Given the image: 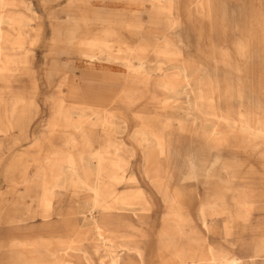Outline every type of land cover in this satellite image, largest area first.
Returning a JSON list of instances; mask_svg holds the SVG:
<instances>
[{"label":"rangeland","instance_id":"374dc122","mask_svg":"<svg viewBox=\"0 0 264 264\" xmlns=\"http://www.w3.org/2000/svg\"><path fill=\"white\" fill-rule=\"evenodd\" d=\"M13 2V6L5 9V11L0 4V12L17 22L15 25L4 24L2 26L4 39L0 40L3 57L9 61L11 60L9 65L7 64L0 70V218L2 216V221H0V264H9L7 248L1 246L2 239L6 236H8V239L14 238L16 236L14 231L17 230L16 228H20L18 225H11L13 226L12 229L16 230L7 229V218L12 219L14 210L17 211H15L16 213L22 214L29 211V207L34 209L36 204L28 202L30 200L29 196H44L49 188L30 186L29 179L54 177L50 175V165H41L38 162L40 151L35 149L34 145L40 140L41 136L46 135L62 148L58 154L57 165L59 166L66 162L67 156H73L78 162L85 157L91 158L90 163L92 164L97 162L93 157L95 156V149L98 148L96 143H92L85 148L79 145L66 146L63 144L64 136L75 131L74 127L79 117L77 113H73L67 120H63L61 115H56L58 96L60 94L67 96L70 92V88L67 86L58 87V78L49 77L53 62L57 59V52L53 48L61 37L56 36L57 32L64 33L69 28H85L89 25V36L99 35L102 34L104 28L112 29V12L114 16L125 14L127 19L130 9L133 14L136 13L139 17V26L137 27L140 28V38L132 37L123 31L126 30L127 25L125 24L130 19H125V23L122 24V31L118 30L120 28L117 29L119 32L118 37L124 42L127 41L132 45L139 46L141 54L149 56L150 61L149 64L147 62L145 65V69H139L135 59H130L129 67L132 69L133 79L131 86L134 88L131 91L133 100L130 103L125 95L124 104L118 105L115 112H142L149 122L169 120L173 129L176 128L179 119H186L185 122L190 125L191 113L189 112L192 110L190 103L195 97V91L193 90L192 93L186 95L183 92L184 83L179 74L180 67L178 64L173 61L166 62L163 55L159 56L160 48L164 44L168 45L170 51H173L172 54L177 53L185 59L189 71H197L193 74V77L198 78L197 81L203 83V85L198 83L201 90L196 91V94L203 102L204 111L212 107L204 106L205 99L203 97H205L206 91L203 88L204 86H210L208 83H204V74L206 71L211 73L214 71L213 69H216L215 71L218 72L220 79L221 94L219 97L218 92L214 91L213 87L215 85H212L213 90L211 93L209 92V95L213 100L208 99L206 103L208 104L211 101L213 105V101H219L223 109L213 107L212 112H210L216 114L215 116L218 119L224 120L225 115L232 118L236 117L234 114L237 113L238 103L234 100L235 98L229 95L230 93L227 98V89L230 83L237 84L240 89L244 88L246 96L249 97H251L253 89L261 88L264 91V0H175L172 6H168L169 4L164 3L163 0V7H168L169 12L171 11L172 15L178 18L180 25L177 29L175 28L176 30L171 29L167 23L168 20L164 19H170L171 15L167 13L164 15L159 14L162 17L156 20L155 16L158 10L153 8L149 1L130 8L124 0L121 3L116 2L114 5H112V0H13ZM163 11L167 12V9ZM95 17H103L104 22L93 23ZM164 36L167 41L163 40ZM180 38L183 39L182 42L179 41ZM190 45H195L197 48ZM20 60L23 65L17 63ZM157 66L159 67L157 68ZM117 69L121 72L126 69V65L122 64ZM210 80L213 81L211 78ZM238 82L241 86L238 85ZM143 94L145 95L142 96ZM151 99L153 100L151 101ZM260 100L264 108V95ZM129 104L130 106H128ZM141 105H144L145 108H140ZM24 107L27 114L32 112L33 109H37V111L36 116L32 115L35 117L33 124L31 122V127L28 121L23 120L26 121V124L21 123L24 125V131H21L23 132L21 133L16 126V118H18L17 115ZM202 110L203 108L200 107L197 111L200 122L205 124V121L209 118L216 120L213 114L203 116L204 111L202 112ZM49 118H52L56 124H66V135L62 132L49 135L45 127V123ZM259 118L264 120V112L260 113ZM222 123L218 128L219 131L236 132V129L231 128V125ZM26 126L29 127L26 128ZM109 126L111 125L97 127L91 132V135L115 136L116 131H112L113 129L111 130ZM137 135H134V138L138 140L137 142L140 145L135 144V151L132 154V165L134 167L130 166V169L136 170L135 167L143 163L140 171L144 174H150L149 169H155L158 166L152 155L154 148L149 145L146 135L141 134L140 138L142 140L140 141ZM223 139L226 138L223 137L221 141H224ZM194 147L203 149L204 153L199 157V163L201 164L205 163L214 154V150L205 151L206 145L203 138L185 135L179 138L178 141L173 140L170 142L169 148L174 150V159H170L167 164L162 157L159 169L168 170L173 167H176L174 169L180 167V172L185 174V170H187L186 163H188L187 157H189ZM261 149L260 147L257 148L259 152ZM140 155H143V161L139 159ZM111 163L112 158L109 159L107 164L109 166L103 162L100 169L101 175L106 178V181L112 173ZM88 167L92 168L93 165ZM88 167L82 166L80 174H65L67 188L58 192L54 204L59 203L66 196L69 197V200H74L78 205H81V211L87 213L82 204L89 201L94 195L85 187V184H91L92 180H88L82 174ZM37 168H40V170L36 171ZM182 173L177 174L172 182H168L169 188L175 190L179 196L182 195L180 197L181 202H177L181 205L182 210L186 214L197 216V207L200 202L197 192L199 191L202 194L205 190L204 186L194 184L195 181L183 177ZM221 189L227 190L226 192L223 191L228 199L225 207L231 210L234 205L230 201L237 194L244 195L252 190L264 194V174L248 177L240 174L233 180L225 181L223 179L209 182L208 191L210 194L220 192ZM194 194L197 197L193 196ZM31 199L35 200L36 198L31 197ZM48 205H50L49 202L38 204L41 207ZM245 216L238 218L231 225L232 235L230 236L225 235L223 218H213L214 220L211 222L213 233L210 236V241L217 251H233L235 249L233 243L238 234H245V237L264 238V200L253 205ZM215 227L219 229L215 230ZM21 228L24 235L29 237L40 234H46L45 236H47L55 227H52V222L35 216L23 221ZM188 228L185 229L188 230ZM18 236L24 237L22 233ZM53 236L68 238L70 233L63 230L53 233ZM223 243L229 245H222ZM30 254L32 255L34 252L31 251ZM95 259L98 263L100 260H103L102 263H106L107 255L102 248L95 255ZM21 263L19 260L17 261V264ZM249 264H264V251L261 259Z\"/></svg>","mask_w":264,"mask_h":264},{"label":"crops","instance_id":"0c3cea01","mask_svg":"<svg viewBox=\"0 0 264 264\" xmlns=\"http://www.w3.org/2000/svg\"><path fill=\"white\" fill-rule=\"evenodd\" d=\"M124 1L127 2L128 6H129L128 8L133 7L134 5L139 6V4H140L134 0H124ZM116 2L121 3L122 0H112V5H114ZM144 2H146V1H144ZM166 13L168 14V12H166ZM166 13L165 12H161V13L158 12L155 16L156 20L161 19L162 16H159V14L164 15ZM122 16L124 19L127 18V17H125L126 16L125 14ZM127 16H128V19H131L130 17H132V19L133 18L137 19L136 13L133 14L131 12V9L128 12ZM123 18H120V15L114 16L113 12H112V32H113V34H112V52L116 53V51H117L119 55H122V53H123L122 51H124L125 53H123V54L128 55L127 61L122 60L119 57H116V58L112 57V87H106V86H103L101 84L102 83V77H103L101 70H98L96 68H92L91 66L83 63L82 60H80L79 58H76V57H73L70 59L67 57L57 56V59L55 61L61 60L60 65L61 66L66 65V68H68L67 66H69L70 65L69 63L71 62L70 67L72 69V70H70L68 68L64 73H62L61 74V76H63L62 81H59L57 83L58 87L67 86L70 88V92L67 94V96H65L64 94H62V95L60 94V96L62 97L63 106L72 110V111H77L78 113H83V114L85 112H89L91 110H93L94 112H101V111L106 109L107 113L98 116L96 119L94 118L92 120L91 124H89V123L87 124V122H84V120H83L82 123H86L83 126V131L87 134H91V132L94 129H96L97 127H100V126L106 127L110 124L111 126H109V127L111 128V130L113 129L112 131H116L115 136L111 137L109 135L108 137H104V136H101L100 134H92V136H96L97 138H99V137L110 138L115 142H120L125 147H127V146L129 148H131L132 146L135 147V145L133 144V138H134L133 134L136 135V134L140 133L139 135H137L140 140H142V138H140L141 134H143V135L145 134L146 136L147 135L150 136L149 138L147 136V138L149 140V145L151 146V148H154V147L156 148L157 144H156L155 140H158V139L165 140V138H166V139H170L172 141L173 140L178 141L179 138L184 137L185 135H189L190 137L203 138L204 143L206 145V149H205L206 152H208V151L210 152V151L214 150L211 148V145L208 142V139L210 138V136L208 135L209 133L204 132L201 129L203 123L200 122L199 118L197 117V111H198L197 105H200V106L203 105L201 99L198 98V96L196 94V87H195L196 85L195 84L198 83V81H197L198 78L196 80V78L193 77V73H196L197 71H195V72L191 71L190 72L187 69L185 59H183L179 54L177 55V53L172 54L173 51H169L170 48H168V45L164 44L160 48L159 56L163 55V57H165L164 60H166V62H171V60H172V61L176 62L178 64V66H180L182 64L179 68V74L181 75L182 81L184 83L183 84V92L187 95L189 93H192L193 90H195V97L193 99L194 101L192 100V102L190 103V107L192 108V110H191L192 113L191 112L190 113H191V117L194 120V123H193V120H191L192 119L191 117H190V120H191L190 123L191 122L192 123L190 125H187V123L185 122L186 119H184V120L179 119L176 128L173 129V127L170 126V125H172V123L169 120H163L161 122L160 121L159 122L158 121L157 122H149L145 118V116L143 115L142 112H140V113H129V111L127 113L115 112L116 107L118 105L124 104L123 99L127 95H128L127 97L129 99L130 103L133 100L131 97V91L134 88L131 86L132 85L131 82H133V79H132V69L129 67L130 59H135V60L137 59L136 62L138 64L137 67H139V69H145L144 68V67H146L145 65L147 64V62L149 63V61H150L149 56H147V55L144 56L143 54H141L142 52H141V48L139 46L132 45L130 42H127V41L124 42L118 37V35H119L118 30L122 31L121 30L123 28L122 24L125 23V20H123ZM171 18L172 19L176 18V20L178 21V18L175 16L171 15ZM138 19H139V17H138ZM138 19L135 23V26L132 28L128 24H125V25H127V28H126V30H123V31L127 32L132 37L136 36V38H140L139 37V36H141L140 30H139L140 28L137 27V26H139V23H138L139 20ZM164 19L168 20L167 23L170 26L171 20L169 18H164ZM178 23H179V21H178ZM113 24H115V25H113ZM118 28H120V29H118ZM114 32L116 34H114ZM163 40L167 41V38L163 37ZM138 41H140V40L138 39ZM179 41L182 42L183 39L180 38ZM191 47L195 48L196 46L193 45ZM128 48H130L131 50H128ZM118 49H120L121 51H119ZM76 60H78L79 62L77 61L78 64L75 63V64H73L74 65L73 66L72 62L74 63ZM65 61L66 62L69 61V63H66ZM120 62H122V63H120ZM62 63H64V64H62ZM58 64H59V62H58ZM67 64H69V65H67ZM122 64L126 65V69L119 72V69H117V68H120V65H122ZM158 67L159 66H157V68ZM115 69H117V70H115ZM180 70L182 71L181 73H180ZM213 70L214 71H212L211 73L206 71V73L204 74V76H205L204 82L209 83L210 86H204L206 89L203 88L204 91H208V93L207 92L205 93V97H203V99H205L204 106H206V107H207V105L212 106V107H209V109H208V111L210 110L211 112H212L211 109H213V107L214 108L220 107L221 109H223L221 107L219 101H217V102L213 101V105H212L211 101H209L208 104L206 103L208 101V99L213 100V98L210 97V95H209V92H211L213 90L212 85H215V87H213V88H214V91L218 92L219 97L221 94V92H220V79L218 76V72L215 71L216 69H213ZM211 76H213V77H211ZM210 78L213 81H211ZM188 80H190V81H188ZM81 84H83V85H81ZM86 86H89V87H86ZM185 86L186 87L188 86L190 88L187 87L188 88L187 89ZM90 87L91 88L92 87L97 88V89H95L96 92L94 91V89H91ZM234 87H236V89H237V87H238L237 84L233 85L232 83H230L228 85L227 97H228V94L230 93V90H232V88H234ZM88 88H90V89H88ZM88 90H90L92 93ZM243 90H244V88H241V91H243ZM83 91H84V93H83ZM93 91L96 94H94ZM98 93H100L101 95ZM103 93H105V94H103ZM107 94H109V95H107ZM84 95H86V96H84ZM89 95H91L90 98H89ZM110 95H113V97H111ZM144 95L145 94H143L142 96H144ZM93 97H95V98H93ZM107 98H109V99H107ZM152 100L153 99H151V101ZM197 100H198V102H200V104L195 103V102H197ZM128 106H130V104ZM154 106H153V108H154ZM140 108H145V106L141 105ZM36 111H37V109H35V110L33 109L32 112H28V114H26L24 116V118H22V120H20L18 117L19 115H17L18 118H16L17 119L16 126L20 132L24 131L23 130L24 125H22V124L25 123L26 121L29 122L30 127L32 126L33 119L36 116L35 115ZM208 111H205L204 112L205 115L203 114V116L213 114V113L208 114L207 113ZM156 113H158V112L156 111ZM33 114L35 116H32ZM29 116H32V117H29ZM78 117H79L78 122H80V120H79L80 118H82V119L84 118V116L80 117V115H78ZM61 118L63 120H67L69 118V116L61 115ZM23 120H26V121L24 122ZM212 120L213 119L209 118L206 121L209 122ZM52 121L55 122L52 118L51 119L49 118V120L45 123V127L47 126L48 123H51ZM145 121H147V122H145ZM206 121H205V123H206ZM31 122H32V124H31ZM121 122H123V123H121ZM114 124H116L117 126L114 127ZM168 124H169V126H168ZM122 125H124V126H122ZM29 126H26V128H28ZM58 126H59L58 131L65 133V135H66L67 125L66 124L65 125L64 124L63 125L58 124ZM146 126H148V127H146ZM117 127H118V129H117ZM187 127H188V129H187ZM195 127H196V129H195ZM161 128H163V129H161ZM144 130H146V131H144ZM159 130H160V132H159ZM182 130L183 131L186 130V131L183 132ZM46 131L49 135H51L48 128L46 129ZM73 132L68 133L67 135H71V134H73ZM134 132H136V133H134ZM21 133H23V132H21ZM225 133L228 134L229 132H225ZM162 134H163V137H161ZM222 138L223 137H221V136L218 137V139L220 140L218 142V146H219V150L221 151L220 153L222 154V159H221L222 162L219 163V167H218V170L216 171V173L212 177H210L209 179H206V177H205L204 170L208 166V164H209V162L213 156V155H211V157L209 159H207L205 161V163H203V164L198 163V167L200 168V172H199L197 178H195V179L191 178L193 181H195L194 184H198V186H199V184H201L202 186H204V189H205L202 194L199 193V191L197 192V194H198L197 196L200 198L199 204H201V203L210 204V203L215 202V203H222V204L226 205L228 199H227L226 195L224 194V192H226L227 190L226 189L222 190L223 189L222 188L220 190V192L210 194L208 191L209 182H211L212 180L218 181V180H223V179L225 181L226 180L227 181L233 180L234 178H236L240 174L245 175L246 169L256 170L259 168V167L257 168V166H255V164H260V162H261L258 157H254V156L252 157L249 155L246 156L247 154L244 152V149L238 143L234 142V140L224 142V141H221ZM150 139H151V141H150ZM227 139L228 138L223 139V140H227ZM92 143H96V146H98V148L103 147L104 149H107L105 146H102L100 143H98L96 141H93ZM92 143H89V145H91ZM63 144L67 145L65 139L63 141ZM136 145L138 146L140 144L137 143ZM51 147L57 148L59 146H57V144H54V142H52L49 139V137H47L46 135L41 136L40 140L35 143V149H39V151H40L39 155L43 154L42 152H45V150L50 149ZM196 147H197V145H196ZM196 147L193 148L190 155L192 154V152L194 150H199V153H198V159H199V157H201L204 152H203V149L196 148ZM155 148H154V151L152 153L155 152ZM133 152H134V150H130V153L133 154ZM173 155H174V150H173ZM249 157H252V159H250ZM73 159H74V161L72 162L71 165H67L66 164L67 162H65V163H63L64 165L61 164L60 166L57 165L58 166L57 168H51V171L56 172V174H53V175L50 174L51 176H54V177H48V178L46 177L45 179L44 178H40V179L30 178L29 179V185L30 186L53 187V190H52V194H51L50 198L42 199L41 197H44V196L30 195L29 196L30 200H28V202L35 203L36 204L35 208L31 209L29 207V211L22 213V214L16 213L17 211L14 210V214H13L12 219L7 218V220H6V224H7L6 228L7 229L8 228L12 229L13 226H11V225H15V226L18 225V227H20V228H16L17 230L12 229V231L16 230V231H14V232H16V236H15L16 238L14 237L12 239H8L7 238L8 236L3 238L2 247L7 248L8 263L9 264H17V261L19 260V262H22L23 264H29V263L30 264H89L90 262H92L90 264H161L163 256L164 257L169 256L171 254V252L173 251V249H171V247L164 248V246L158 242H160V234H161L160 231L162 230V228H160V226L161 227L163 226L162 220H163L164 215L166 213L165 204L167 202L168 203H170V202H175V203L181 202L180 197L182 195L179 196L175 190H172L171 188H169L170 186L168 184V182H172V180L175 179L177 174H181L179 172L180 167H178L177 169H174L176 167H173V168H170L171 170L170 169L162 170V169H159L160 163L157 162L156 165H158V166L155 169H149L151 171V173H150L151 175H150V174H144V172L140 171L141 167L143 166V163L142 164L140 163L139 168H137V166H136L135 167L136 170L130 169V166H133L132 162H131L132 159H131L128 162L127 166L124 167L126 170L123 168L124 173L122 175L126 179L134 171H139L140 182L136 186L140 188L141 194L144 197L145 201L149 204L150 210L147 212L133 211L131 209H125L123 211H115V210H112L110 208V206H108V205H111V203H112V195H111V197H108L107 199L102 200V201H100V199L94 200V195H93V197L89 201L82 204L83 209H85L86 212L88 213V214L87 213L85 214L84 212L81 211L82 210L81 205H78L74 200L73 201L69 200V197H66V196L63 197L62 201L54 204V200H55V198H57L58 192L59 191L61 192L65 188H67L66 183H65L66 179L65 180L63 179L64 181L62 184H58V181L60 180V178L65 177V174L71 175L72 173H78V172H79L78 174H80L81 173L80 170L82 169V166L88 167L82 161L78 162L75 160V158H73ZM140 159H141V161H143V155H140ZM80 160H82V159H80ZM245 161H247V164H245ZM94 164H96V163H93L91 165H94ZM245 165H247V166H245ZM114 167L115 166H113L112 170L115 169ZM100 169H101V166L98 167V166L94 165L92 168H90V167L86 168V170L82 174H84L88 180L93 181V177L91 176V172L97 171V170L101 171ZM39 170H40V168H37L36 171H39ZM153 170L154 171L155 170L156 171L161 170L160 177H158L156 179V181L159 182V184H155V180L153 179V175H152V172H154ZM45 174H48V173H45ZM182 174H183V177H186V175L184 173H182ZM33 176H35V175H33ZM88 191H90V190H88ZM182 194H184V193H182ZM167 196H169L168 197L169 199L167 198ZM193 196L197 197L196 194H194ZM232 196H233V194H232ZM31 197H35L36 199L33 200V199H31ZM239 197H241L240 194L233 196V198L231 199L230 202L235 203L236 201H238ZM39 198H41V199H39ZM41 202H49L50 205L42 206L43 207L42 208L41 206H38V204ZM92 202L103 203L104 208L92 211L91 210L92 204H94ZM180 211L182 212V214L188 215L182 210V208ZM197 213H198V209H197ZM224 213H225V215H227L229 213V210L226 209L224 211ZM24 215H26V216H24ZM35 216L39 217L40 219H44L46 221L52 222V227H55V228H53L52 231L50 233H48L49 235L45 236L46 234H40V235L29 236V237H26V235H24V231H22V228H21V223L25 220H29L31 218H34ZM193 216L197 217L195 215H193ZM21 218H23L24 220ZM189 228H188V231H190ZM63 230L69 231L70 236L68 238H62L59 236L54 237L53 236V233H57V232L63 231ZM21 233L23 234L24 237L18 236V234H21ZM99 234H100V236H99ZM211 235L212 234H209V237H208L209 242L208 243L206 242L204 245H202L203 246L202 249H206L208 247L209 243L212 246H214L213 243L210 241ZM225 235L230 236V235H232V232H228ZM104 237H105V239H104ZM43 244H45V246ZM97 245H99L98 246L99 248H97ZM126 245H128V246H126ZM183 245L187 247V245L185 243ZM222 245L226 246L229 244L223 243ZM233 245L235 246V249H245L248 246L244 240V237L239 236V235L234 240ZM42 247H44V248H42ZM104 247H106V248H104ZM61 248H63V249L61 250ZM101 248L104 250V252L107 255L106 263H102L103 260H100L99 263L96 262L95 255L97 253H99V250ZM55 249L57 251H55ZM169 249H170V251H169ZM31 251H33L34 254L31 255L30 254ZM51 251L52 252L54 251V252L52 253ZM162 251H165L167 254L164 253V255H163ZM47 252L50 254V256ZM55 253H56V255H55ZM214 253L216 255H220V256L226 254V252L217 251L215 246H214ZM123 255H125L124 262L122 261ZM32 256H34V259L32 258ZM52 256H54V257H52ZM86 256H88L87 259H86ZM27 258L29 261L27 260ZM29 258H31V259H29ZM32 260H33V262L31 263L30 261H32Z\"/></svg>","mask_w":264,"mask_h":264},{"label":"bare ground","instance_id":"6f19581e","mask_svg":"<svg viewBox=\"0 0 264 264\" xmlns=\"http://www.w3.org/2000/svg\"><path fill=\"white\" fill-rule=\"evenodd\" d=\"M55 1H57V0H55ZM134 1H136V2L139 1L138 3H141V2H144V1H149L152 4V7L155 8L156 10H158V11H156L157 13L158 12H160V13L164 12L163 10L167 9L168 14H170V15H172L171 11L169 12L168 7H163V4L167 3V4H169L168 6H172L175 3V0H164V3H163V0H134ZM13 3H14L13 0H0V4L4 8V11H5V9H8V8L12 7ZM31 11H33V10H31ZM8 13H9V11H8ZM11 13H12V11H11ZM172 16H174V15H172ZM95 18L96 19L93 21V23H103L104 22V20H103L104 18L103 17H95ZM120 18H123V16L121 15ZM130 18L131 19L129 20V22H127V24L132 28V27L135 26V23H136V21L138 19V16H137V19L136 18L132 19V17H130ZM125 19H127V18H125ZM125 19L123 18V20H125ZM14 20L9 19L8 17L4 16L2 12H0V40L4 39L3 38L2 26L4 24H9V26L17 24V22L14 21ZM170 20H171L170 28L171 29H175V28L177 29V27L179 26V23L176 20V18H173V19L171 18ZM29 21H32V20H29ZM88 29H89V25L86 26L85 28L84 27H82V28L78 27L76 29L75 28H69V30H67V31L65 30L66 32H64V33H62L61 31L57 32L56 36H58V37L61 36V37H60V40L57 43H55V47L53 49H55V51L57 52V56H59V57H67V58H70V59L73 58V57H76V58H79L80 60H82L83 63L91 66L92 68H96L98 70H101L102 71V76H103L101 84L103 86H106V87H112V57H115V58L119 57L120 59L127 61V56L128 55L127 54L124 55L123 54V53H125L124 51H122L123 52L122 55H119L117 51H116V53L112 52V34H113L112 29L104 28L102 34H99V35H97V34L95 35L94 34V35H91V36H89L90 32H89ZM114 34H116V33L114 32ZM12 38H14V37H12ZM14 42H15V40H14ZM118 50L121 51L120 49H118ZM128 50H131V49L128 48ZM169 51H170V49H169ZM244 53H245V51H244ZM11 57H14V56H11ZM19 58H20V56H19ZM10 61L7 60L5 57H3L2 49L0 48V70L3 69L7 64L9 65ZM77 61L78 60H76L74 63L72 62V65L75 64V63L78 64ZM58 62H59V64H58ZM17 63L20 64V65H23V62L21 60L17 61ZM60 63H61V60L53 62V65H52L51 70H50L51 71L50 72L51 75L49 74L50 75L49 77L50 78L51 77H56V78L59 79V81H62L63 76H61V74L64 73L68 68L70 70H72V69L70 67L71 66V62L70 63H69V61L66 62V63L70 64V65L67 64V65H69V66H67L68 68H66V65L61 66ZM64 63H62V64H64ZM101 63H103V64H101ZM196 69H194V70H196ZM39 70H40V68H39ZM181 72L182 71L180 70V73ZM42 79H44V78L42 77ZM196 80H197V78H196ZM188 81H190V80H188ZM198 83H199V81H198ZM198 83L195 84L196 86L194 85L196 87V91H200L201 90V88L199 87L200 85H198ZM83 84H81V85H83ZM200 84L203 85V83H200ZM238 85H240V82H238ZM86 87H89V86H86ZM90 88H88V89H90ZM188 88H190V87H188ZM91 89H94V91H95V89H97V88L92 87ZM204 89H206V88L204 87ZM253 90L254 91H251V93H252L251 97H249L248 95L246 96L245 90H244V93L242 94V91H241L239 86L237 87V89H236V87L232 88V90H230V95H231V97H234L235 100L238 103V105H237V113L234 114L236 117L232 118L229 115H225L224 116V120H221L220 118L218 119L215 116L216 114L215 115L213 114V116L216 117V120L215 121L214 120L213 121H209V122L206 121V123L202 125L201 129L204 132L209 133L208 135L210 136V138L208 139V142L210 143L211 148L215 150L214 154H213V156H212V158H211V160H210V162L208 164V166L204 170L206 179H209L210 177H212L216 173V171L218 170V167H219V163L222 162L221 161L222 154L220 153L221 151L219 150V146H218V142L220 140L217 139L219 136L228 138L227 140H224V141H233L234 140V142L238 143L244 149V152L247 154L246 156H248V155L252 156V157L254 156V157H258L260 159V161H261L260 164H255V166H257V168L258 167L259 168L256 169V170H248V169H246L245 170V175L246 176L258 175V174L259 175H263L264 174V120L259 118L260 113L264 112L262 101L260 100L262 95H264V91L261 88H256V89H253ZM88 91H90V90H88ZM95 92H94V94H96ZM83 93H84V91H83ZM100 93H98V94H100ZM103 94H105V93H103ZM107 95H109V94H107ZM84 96H86V95H84ZM90 96L91 95H89V98H90ZM110 96L113 97V95H110ZM93 98H95V97H93ZM109 98H107V99H109ZM58 99H59V101H58V109L56 108V113H57L56 115L70 116L73 113H75V114L77 113L78 115H80V117L84 116L83 119L82 118L79 119L80 122H77L76 126L74 127L75 131L73 132V134L64 136V139H65L66 144H67L66 146H77V145H79V146H83L85 148V147H87L89 145V143H92L93 141H96V142L100 143L102 146H105L107 149H104L103 147L95 149L97 152L95 151V156H93V157H95L97 162H95L96 164H94V165L100 167V166H102L103 162H104L105 165H107L108 162H109V159L112 158V163H111L112 164V168H113V166H115L114 167L115 169L112 170V173L109 176V178H107V181H106V178L103 175H101V171L97 170V171H92L91 172V176L93 177V181H92L91 184H86L85 186H86V189H88V190L93 192L94 200H99L100 199V201H102V200L107 199L108 197H111V195H112V203H111V205H108V206H110V208L112 210L123 211L125 209H131L133 211H140V212L149 211L150 210L149 204L145 201L144 197L142 196L140 188L136 186L140 182V176H139L140 173H139V171H134L126 179L122 175L124 173L123 168L125 166H127L128 162L133 158L132 153H130V150H134L135 151V147L134 146H132L131 148H129L128 146L125 147L120 142H115V141H113L110 138H101V137L97 138L96 136H92L91 134H87V133H85L83 131V126L86 124V123H82L83 120H84V122H87V124L88 123L91 124V122H92V120L94 118L96 119L98 116L106 114L107 110L105 109V110H103L101 112H94L93 110H91L89 112H85L84 114L83 113H78L77 111H72V110L64 107L63 106L62 97L60 95L58 96ZM195 103L196 104H198V103L200 104V102H198V100ZM197 106H198V108H200V107L203 108L202 112L204 111V107H202L200 105H197ZM205 111H206V109H205ZM221 113H222V111H221ZM26 114H27V112H26L25 107H24L23 110H21L20 113L18 114L19 115L18 116L19 119L22 120V118H24V116ZM202 114H204V113H202ZM191 120H193V118ZM145 122H147V121H145ZM222 122H224L225 124L231 125V128H235L236 132L235 133L232 132V133H228L227 134V133H225L223 131H219L218 128H219L220 124L221 125L223 124ZM121 123H123V122H121ZM193 123H194V120H193ZM115 126H117V125L114 124V127ZM122 126H124V125H122ZM168 126H169V124H168ZM170 126H172V125H170ZM46 127L49 129V132H50L51 135L53 133H57V132L59 133V131H58L59 130L58 129L59 126H58V124H56V122L52 121L51 123H48ZM146 127H148V126H146ZM188 127H187V129H188ZM117 129H118V127H117ZM161 129H163V128H161ZM195 129H196V127H195ZM144 131H146V130H144ZM185 131H183V132H185ZM159 132H160V130H159ZM134 133H136V132H134ZM134 135L135 134H133V136ZM144 136H145V134H144ZM162 136H163V134H162ZM149 137L150 136H148V138ZM64 139H63V141H64ZM151 139H150V141H151ZM137 141L138 140L133 138V144L134 145L138 143ZM139 141H140V139H139ZM171 141L172 140H170V139H165V140L158 139V140H155L157 145H156V148L154 147L155 148V152L152 153V155H153L154 160L160 163L159 166H161V160H162L161 158L162 157L164 158V160H166L167 164H168L170 159H174L175 153L173 155V150L171 148H169V144H170ZM52 142H54V141H52ZM258 147L262 148L260 152L257 150ZM61 149H62L61 147H57V148L56 147H51L50 149L45 150V152H42L43 154H40L38 162L41 165H43V164L44 165H50L51 168L52 167L56 168L57 163H58V154L60 153ZM49 151H50V154L48 155ZM198 153H199V150H194L192 152V154L189 155V157H187L188 158V161H187L188 163H186L187 164L186 165L187 170H185L186 171L185 175L188 178L195 179V178H197V176H198V174L200 172V168L198 167V163H199ZM85 154H83V155H85ZM67 155H68V153H67ZM136 156H137V154H136ZM252 157H249V158L252 159ZM73 158H74L73 156H67V160H66L67 163L66 164L67 165H71L72 162L74 161ZM81 159H82V162L86 166H90L92 164V163H90L91 162V160H90L91 158L89 159L88 157H85V158H81ZM139 159H140V157H139ZM149 159H150V157H149ZM132 161H133V159L131 160V162ZM149 162L152 163L151 161H149ZM245 164H247V161H245ZM107 166H109V165H107ZM245 166H247V165H245ZM137 168H139V165L137 166ZM180 173H182V172H180ZM50 174L53 175V174H56V172L51 171ZM75 174H77V173H75ZM160 174H161V170H159V171L155 170L154 172H152L153 179L155 180V184H159V182H157L156 179L158 177H160ZM63 179L65 180L66 178L65 177H61L60 180L58 181V184H62L63 181H64ZM52 190H53V187H49L47 189L46 193L44 194V198H50V196L52 194ZM46 195H47V197H45ZM168 197L169 196H167V198ZM263 200H264V194H262V192H256V191L252 190V191L248 192L247 194L241 195V197H239L238 201L233 203V205H234L233 209H231V210L228 209L229 213L227 215H225V213H224V211L226 210L225 204L215 203V202L214 203H210V204L201 203V204L198 205V208H197L198 209L197 217H194L192 214L184 215L180 211L181 210V205L180 204H177L175 202H170V203L167 202L165 204L166 213H165L164 218L162 220V225L163 226L162 227L160 226V228H162V230L160 231L161 232V234H160V242H158V243H161L164 246V248L171 247V249H173V251L171 252L170 255L168 254L169 256H166V255H165L166 257L163 256L161 264H249V263H253L256 260L261 259V257L263 256V251H264L263 250L264 238L245 237V234H242V235L238 234L239 236H243L244 237V240H245V242H246V244L248 246L245 249H234L231 252L228 251V252H226V254L221 255V256L220 255H216L214 253V246H212L210 243L208 244V247L206 249H202V247H203L202 245H204L206 242L207 243L209 242L208 241L209 240L208 239L209 234L213 233V230H212L213 227L211 225L212 220H214L213 218H215V217H222L223 218L225 234H227L228 232H231L230 228H231V225L234 224L235 220L245 216V214L250 210V208L253 205H255L257 202H260V201H263ZM92 203H94V204H92V208H91L92 211L104 208V204L103 203H98V202H92ZM24 216H26V215H24ZM1 219H2V216L0 218V221H2ZM21 219H23V218H21ZM186 227H190L189 228L190 231L186 230L185 229ZM238 227H239V224H238ZM218 229H216V227H215V230H218ZM99 236H100V234H99ZM105 237H104V239H105ZM184 243L187 245V247L183 245ZM2 245H3V239L1 241V246ZM43 245L45 246V244H43ZM98 246L99 245H97V248H99ZM126 246H128V245H126ZM42 248H44V247H42ZM104 248H106V247H104ZM56 249H55V251H57ZM62 249L63 248H61V250ZM169 251H170V249H169ZM164 253H166V252L162 251L163 255H164ZM55 255H56V253H55ZM49 256H50V254H49ZM52 257H54V256H52ZM87 257L88 256H86V259H87ZM32 258L34 259V256H32ZM124 258H125V255H123V257H122V261L123 262L125 260ZM29 259H31V258H29ZM27 260H28V258H27ZM30 262L32 263L33 260L30 261ZM90 263H92V262H90Z\"/></svg>","mask_w":264,"mask_h":264}]
</instances>
